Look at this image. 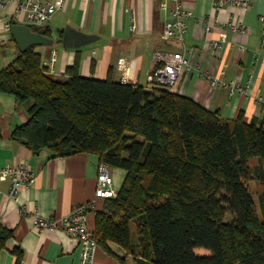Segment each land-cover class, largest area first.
<instances>
[{
  "label": "trees",
  "instance_id": "obj_1",
  "mask_svg": "<svg viewBox=\"0 0 264 264\" xmlns=\"http://www.w3.org/2000/svg\"><path fill=\"white\" fill-rule=\"evenodd\" d=\"M150 86L110 73L81 77L78 57L55 78L34 47L0 70V94L28 117L12 131L14 142L33 154H92L124 171L95 214L98 247L113 243L136 264H264V118L226 120L152 79ZM250 181L260 184L259 211ZM8 238L0 232V250Z\"/></svg>",
  "mask_w": 264,
  "mask_h": 264
},
{
  "label": "crops",
  "instance_id": "obj_2",
  "mask_svg": "<svg viewBox=\"0 0 264 264\" xmlns=\"http://www.w3.org/2000/svg\"><path fill=\"white\" fill-rule=\"evenodd\" d=\"M163 1L66 0L64 8L42 27L50 31L55 42L52 46H36L34 50L40 54L44 66L54 54L55 63L49 73L55 78L63 77L78 57L81 77L103 80L110 73L113 81L146 90H150L157 65L154 53L183 52L193 70L181 74L170 92L190 98L209 111L216 110L226 120H234L240 113L246 121L264 118L261 105L256 103L258 96L264 102V53L260 48L258 20L264 15V0H226L218 12L214 11L212 0H182L183 8L190 12L182 43L163 39L168 16L161 10ZM234 1L248 4L244 8L233 4ZM14 14L13 4L0 8V70L11 65L20 53L10 31L2 30L3 21L11 17L14 20ZM21 19L22 15L16 23L23 25ZM207 24L210 31L205 33ZM231 24L238 30L231 29ZM65 30L93 39L79 47L64 48L56 40ZM214 41L221 44L218 53L211 46ZM220 70H224V80L247 86V97L229 98L225 91L210 86L201 76L203 71L218 76ZM27 120L24 106H17L11 96L0 94V167L22 165L34 175L33 184L19 191L17 203L7 197L9 180H0V232L9 233L0 250V264H79L77 242L60 230L50 233L34 230L33 217L37 214L42 219H59L73 206L87 203L92 206L88 227L93 232L95 214L102 212L105 204V200L95 196L97 168L101 163L92 154L60 157L49 150L33 154L11 139L12 131ZM115 186L118 189L120 185L114 179L116 191ZM130 238L135 247L136 236L132 237L130 232ZM106 247L107 250L98 247L97 264H120V261L136 264L134 257L117 245L107 243Z\"/></svg>",
  "mask_w": 264,
  "mask_h": 264
},
{
  "label": "built area",
  "instance_id": "obj_3",
  "mask_svg": "<svg viewBox=\"0 0 264 264\" xmlns=\"http://www.w3.org/2000/svg\"><path fill=\"white\" fill-rule=\"evenodd\" d=\"M226 0H212L214 11H220ZM66 0H0V8L13 4L15 6L14 21L22 15V24L32 28H42L49 24L54 15L62 10ZM241 7H247L246 1H234ZM168 5L170 7H168ZM161 10L168 14L163 27L164 40H176L182 43L186 33V21L190 18V12L183 8L182 0H164L160 3ZM260 23V48L264 53V15L259 17ZM13 18H7L3 21L2 30L9 32ZM231 29L238 30L235 25H229ZM205 33L210 31L209 25H205ZM213 51L218 53L221 49L219 42H212ZM242 50V47L239 48ZM154 60L156 68L154 69L151 79L157 84L171 88L181 74L191 73L193 65L183 52H155ZM257 60L255 59L254 62ZM55 63L54 54L48 62V73L52 72L51 67ZM121 69L125 71V65ZM210 86L225 91L229 98L233 96L247 97L246 87L230 80H224V70H220L218 76H211L206 71L201 72ZM256 103L261 105V113L264 116V102L261 96L256 98ZM9 180V190L7 197L17 203L19 191L31 186L34 182L33 172L25 166L4 165L0 167V180ZM113 178L109 168L105 164H99L96 175L95 196L99 199L114 198ZM1 195V193H0ZM92 206L89 204H80L73 206L67 215L59 219H42L37 214L33 217V229L41 233H50L55 230L63 231L67 236L74 239L80 247L79 264H97L95 253L98 245L95 242L92 231L88 227L89 212Z\"/></svg>",
  "mask_w": 264,
  "mask_h": 264
},
{
  "label": "water",
  "instance_id": "obj_4",
  "mask_svg": "<svg viewBox=\"0 0 264 264\" xmlns=\"http://www.w3.org/2000/svg\"><path fill=\"white\" fill-rule=\"evenodd\" d=\"M10 35L20 52L36 46H52L55 42L52 38L45 36L43 29L34 32L30 27L19 25L14 20L12 21ZM92 39L90 35L68 33L65 30L63 36L57 39L56 42L61 43L64 48H72L90 43Z\"/></svg>",
  "mask_w": 264,
  "mask_h": 264
},
{
  "label": "rangeland",
  "instance_id": "obj_5",
  "mask_svg": "<svg viewBox=\"0 0 264 264\" xmlns=\"http://www.w3.org/2000/svg\"><path fill=\"white\" fill-rule=\"evenodd\" d=\"M255 161L253 160V163ZM110 173H112V176L114 177L113 178V184H114V179L116 180V185H120L121 184V181L124 177V171L122 170H119V169H109ZM248 188L253 196V199L255 201V205L257 206V194L260 192V184L257 183V182H254V181H250L248 183ZM115 189H116V186H115ZM257 211L258 210V206L256 207ZM130 232H131V236L134 237L135 236V224L133 221H131L130 223ZM194 254H196L197 256H207L209 255V252L207 250H204V249H195L194 251Z\"/></svg>",
  "mask_w": 264,
  "mask_h": 264
}]
</instances>
